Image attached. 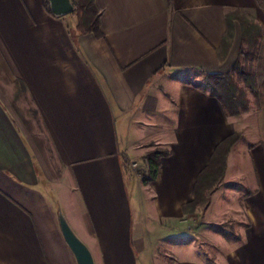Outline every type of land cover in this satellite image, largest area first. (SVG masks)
<instances>
[{
    "label": "crops",
    "instance_id": "1",
    "mask_svg": "<svg viewBox=\"0 0 264 264\" xmlns=\"http://www.w3.org/2000/svg\"><path fill=\"white\" fill-rule=\"evenodd\" d=\"M45 1L0 0V264H76L59 211L95 264H264V0H94L100 38L79 33L71 14L53 16ZM229 10L261 28L260 97L250 94L224 176L248 181L247 224L232 241L211 229L242 209L232 186L215 191L196 227L213 249L200 252L184 227L198 217L183 206L216 146L243 129L204 84L239 59V24L225 41ZM17 83L36 117L12 108ZM37 131L54 175L34 146ZM148 141L169 155L143 186L127 163ZM233 152L249 172L229 173Z\"/></svg>",
    "mask_w": 264,
    "mask_h": 264
},
{
    "label": "trees",
    "instance_id": "2",
    "mask_svg": "<svg viewBox=\"0 0 264 264\" xmlns=\"http://www.w3.org/2000/svg\"><path fill=\"white\" fill-rule=\"evenodd\" d=\"M71 1L73 4V11L70 14L75 17L77 31L81 34H92L93 36L100 38L102 35L99 30V11L95 6L94 0ZM44 3L45 9L50 13L48 1L46 0ZM239 14L244 15V13L239 10H229L227 12V33L225 35V41L231 39V25L233 22H237L245 30L242 31V44L239 52V58L240 56H243L249 58V60H253V58H250L253 57V54H250L248 51L244 52L243 45H246V42L249 39V34H244L243 32H246V28L249 29L247 32H250V45L257 48L261 35V28L252 20L245 21L243 18L241 19L238 16ZM253 29L257 30V34L252 33ZM247 58L244 59V63L238 59L231 72L227 75H208L205 76L204 79V84L209 89V92L219 101L228 116H237L239 114L236 103L237 94L236 91L233 92L232 88V75H235L238 82L241 81L245 88L250 90L255 97L258 95V92L253 85V83H255V77L251 72V69H248L245 65L246 60H248ZM17 85L21 93H24L25 89L23 85L20 83H17ZM32 114L36 117V111L34 109H32ZM236 140L237 139L235 138L228 137L216 146L209 164L199 173L197 177L194 187V200L188 205L183 206V211H186L188 208H192L193 210L198 207L205 208L208 205V196L205 195L204 192L208 187L211 188L214 186L213 184L222 179L226 167V156ZM168 155L169 151L167 150L155 149L148 152L143 157L142 161L145 163V168L140 177L143 186L148 185L156 179L160 161Z\"/></svg>",
    "mask_w": 264,
    "mask_h": 264
},
{
    "label": "rangeland",
    "instance_id": "3",
    "mask_svg": "<svg viewBox=\"0 0 264 264\" xmlns=\"http://www.w3.org/2000/svg\"><path fill=\"white\" fill-rule=\"evenodd\" d=\"M244 13V15L242 14H239L238 16L243 20L245 21H249L250 18ZM242 20V21H243ZM236 24H238L236 22ZM254 26V25H253ZM239 29L241 31V39H242V31H245L243 27H241V25H239ZM247 30L249 31L248 28H246V32H243L244 34L245 33H248L249 34V39L247 40L246 42V45L244 44L243 47H244V52L245 51H248L250 54H253V57H250V58H253V60H249V58L247 57H241L239 58V60L244 63V59L247 58L248 60H246L245 62V65L246 67L249 69H251V72L253 73L254 75V80L256 79V76H255V73H254V64H255V60H256V56H257V52H255L257 50V48L255 46H251L250 45V32H247ZM252 33L254 34H257V30L256 29H253ZM255 58V59H254ZM241 63V64H242ZM3 74V73H2ZM2 74L0 73V78L3 79V76ZM2 83V82H1ZM3 84V83H2ZM256 91H257V86H256V80H255V83H253ZM1 86V85H0ZM18 86V85H17ZM3 87V86H2ZM4 88V87H3ZM232 88H233V92L236 91V94H237V108L239 110V114L237 116H230L232 119H237V121L240 123L241 125V130H238L236 131L235 133L231 134L229 137H232V138H235L237 139L233 146L231 147L229 153L227 154L226 156V163H227V157L228 155L230 154L231 150L234 148L235 144L241 139V137L244 135L243 133H245L246 129L244 128H247L246 125H248V122H249V117H246L245 115H247V113L250 111L251 109V100H250V90H247L244 86V84L240 81L238 82V80L235 78V75H232ZM5 89V88H4ZM19 89V88H18ZM6 93L9 92V89L8 87H6ZM3 92V91H2ZM258 92V91H257ZM3 92V95L4 97L7 96V94ZM10 93V92H9ZM253 95V94H251ZM254 96V95H253ZM256 97H260V94L258 93V95ZM17 99V100H16ZM25 100V101H24ZM257 100V99H256ZM11 106L13 109L21 112V110H26L28 108L29 110V113L28 115H33L32 114V106L30 104V102L27 100L26 96L21 93V91L19 90L18 93H14V95L11 97ZM258 102V101H257ZM28 116V117H29ZM228 117V116H227ZM24 121L27 123L26 126L27 128L29 129V124H28V119L27 118H23ZM32 119V118H30ZM29 119V120H30ZM34 125V123H33ZM41 133V134H40ZM34 138L37 137L39 138L40 140H38V144L35 142V145L36 147H38V150L41 151V153L38 152V154H42V156H44L45 158V162H47V160L49 161V165H48V168L50 170V173L54 175V172L52 171L53 167L51 165L52 163V160L49 156H51L50 153H46V149H47V144H46V137H45V134H43V132H34ZM248 134V133H247ZM228 138V137H227ZM36 139V138H35ZM34 139V140H35ZM141 146L143 147V152L141 154V157L139 156H136L134 157L133 160H130L129 163H127V167L129 168V165L131 163H136V167L133 168V172L132 174L137 176L139 179L144 171V168H145V163L142 161L143 157L150 151H153L155 149H164V150H167V147L163 146V145H156L154 143V141H148V142H144L143 144H141ZM237 146V145H236ZM238 149V148H237ZM168 151V150H167ZM49 157V159H48ZM47 158V160H46ZM232 162H233V166H232V171L229 172L231 175L232 174H237V171L240 170L241 172H249L250 171V168H249V165L248 163H245V165L243 166L242 164V161L239 159V157L237 156V154L235 152H233L232 154ZM130 169V168H129ZM225 171L224 170V174H223V177L220 181H218L217 183L213 184L214 186H212L211 188L208 187L207 190L204 192L205 195L208 196V201L210 202L211 200V197L212 195L214 194L215 191L217 190H221V189H226L228 188L229 186H232V188L235 190V198L236 197H241L239 199H237L236 201L238 202V206L240 207L241 206V211L239 212H235V213H227V215L225 217H223V219L221 221H219V224L217 225H213L214 227H211L212 230H215V231H220L222 236L226 239V240H229V241H232L234 238H237V234L239 233V231L241 230V227H244L246 226L247 224V219L244 215V207H243V199H246L248 198V196L250 195V192L248 193V190H249V186H248V181H242V183L240 182H224V176H225ZM230 175V177H232ZM218 177V176H217ZM231 180L234 179L233 177L230 178ZM229 179V180H230ZM228 181V180H227ZM230 183V184H228ZM247 185V186H246ZM230 188V189H232ZM234 195V194H233ZM226 203L227 205L226 206H232L233 204V198L232 196L230 195L229 197L226 198ZM218 204V202H217ZM215 205V206H219V205ZM205 209V208H202V207H198L195 209V214L194 216L195 217H198V220H197V223L196 220L195 222H192L190 220V217H185L186 218V221H187V224H184L185 226V229L186 227L189 228V230H194V235H193V238L195 239V245L197 247V249L201 252V251H205V252H208V251H212L213 247L211 246H208L206 245L207 242H204L206 239H204L202 236H201V233L202 231L198 230L197 231V226H200L201 225V220H199V217L201 215V211ZM220 209L217 208V207H214V215L216 216V214L218 213ZM196 211H200V213L196 212ZM238 211V209L236 210ZM214 218V217H212ZM186 223V222H185ZM188 224H194V227H190ZM187 225V226H186ZM196 228V229H195ZM200 234V235H199ZM187 235H190V234H187ZM206 243V244H205ZM86 246V245H85ZM87 247V246H86ZM88 248V247H87ZM214 250H216V248H214ZM160 252V250H159ZM91 253V252H90ZM162 255L165 254V252H160ZM212 253V252H211ZM145 264H160V263H157V262H154V263H148V261L145 262Z\"/></svg>",
    "mask_w": 264,
    "mask_h": 264
},
{
    "label": "water",
    "instance_id": "4",
    "mask_svg": "<svg viewBox=\"0 0 264 264\" xmlns=\"http://www.w3.org/2000/svg\"><path fill=\"white\" fill-rule=\"evenodd\" d=\"M50 13L55 17H62L73 11L71 0H47ZM57 221L61 235L73 254L76 264H95L89 249L74 234L63 214L59 211Z\"/></svg>",
    "mask_w": 264,
    "mask_h": 264
},
{
    "label": "built area",
    "instance_id": "5",
    "mask_svg": "<svg viewBox=\"0 0 264 264\" xmlns=\"http://www.w3.org/2000/svg\"><path fill=\"white\" fill-rule=\"evenodd\" d=\"M137 165H136V163L134 162V163H131L130 165H129V168H130V171L131 172H133V168H135Z\"/></svg>",
    "mask_w": 264,
    "mask_h": 264
}]
</instances>
